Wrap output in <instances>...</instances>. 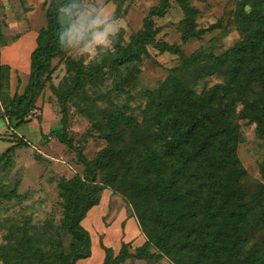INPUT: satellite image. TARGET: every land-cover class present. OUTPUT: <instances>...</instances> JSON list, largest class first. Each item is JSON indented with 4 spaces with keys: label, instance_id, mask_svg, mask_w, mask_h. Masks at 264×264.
<instances>
[{
    "label": "rangeland",
    "instance_id": "rangeland-1",
    "mask_svg": "<svg viewBox=\"0 0 264 264\" xmlns=\"http://www.w3.org/2000/svg\"><path fill=\"white\" fill-rule=\"evenodd\" d=\"M42 1L29 0L26 3L25 0H0V59L6 56L1 53L3 47L9 45L17 34L30 28L29 19L39 17L33 26L37 30L45 25L43 10L49 0ZM159 1H84L82 11L75 13L70 22L62 54L50 61L49 78H40L41 91L35 99L34 107L31 108L34 111L25 116L24 122L16 128H13L14 121L7 118L5 108L12 95L20 94L27 82L28 65L25 51L28 46L9 59L11 64L17 67L1 66L0 60V152L11 145L10 138L13 134L24 139L26 143L25 146L14 149L6 163L0 166V191L6 193L14 190L13 196L0 198V246L3 245L7 251H12L16 242L23 237L27 239L30 247L36 244L42 250L49 247L62 248L65 253L70 250L73 241L63 228V215L69 196L60 191V179L83 177V167L77 160L74 149L68 148L55 138H47L49 129L60 125L62 108L66 111L65 131L71 143L80 149L86 160H92L102 149L111 146L102 134L110 112L116 110L130 117L136 121L138 128L132 131L122 125L118 131L119 138L114 136L117 138L113 144L114 149L122 145L130 147L134 139L140 137L145 128V122L142 120L145 102L143 91L156 88L170 73L175 72L182 86L191 87L195 93L205 91L215 83L224 82L221 72L207 74L210 71L207 63L202 62L195 68H184L175 55L158 51L151 44L143 46L144 51L140 54L141 60L138 63H124L112 69L103 65L97 68V73L84 74V70L99 64L103 53L114 48L116 35H109L105 45L94 43L97 33L104 31L107 24H121V43L124 45L128 41V35L142 27L148 9L156 6ZM239 1L184 0L195 11L193 17L187 21L176 0H167L168 5L163 15L151 18L155 31L154 40L174 44L186 56L197 50L212 55L221 54L241 38L235 16ZM252 6L264 10V0H248L243 6V12L249 11ZM35 7H40V11H33ZM189 25L197 34L182 39V34ZM70 34L75 38L70 40ZM92 52L95 53L94 56H90ZM131 67H135L137 71L131 76H126ZM173 69L175 71H172ZM252 89L257 91L255 85H252ZM241 106L238 102L235 104L236 113L240 111ZM235 123L239 142L234 154L240 175L230 181L229 188L237 190L251 207L249 214L252 217L249 228L245 231V238L248 240L245 252H248L264 244V214L261 217L255 215L260 211L264 213V131L257 135L256 123L245 118H236ZM144 143L141 135L138 144L144 146ZM122 166L117 162L116 176L110 185L102 174H96L94 182L87 183H98L101 188L94 193L97 203L91 206L84 216L96 206L101 213L102 227L107 231L115 221L119 234L122 235L121 238L119 235L116 238L111 232L104 237L100 234L102 228L96 229L95 233L91 231L90 234L89 230H86L89 238V256L86 257L88 262L94 264L98 259L97 253L90 251L92 235V238L96 237V247L100 250L102 244L109 247L112 257L116 255L121 244L126 243L129 255L117 264H174L166 257H140L135 251L140 245L136 246L132 241L125 242L122 219L125 216L135 218L130 203V200L134 199L131 184L140 180L134 179L135 177ZM140 174L149 176L146 169H142ZM185 181L177 184L173 192L177 195L184 192L187 194L186 197L192 201V213L189 216L196 217L201 203L200 195L190 182ZM186 189L189 190L185 191ZM148 208V204L139 206L138 214L147 215ZM81 220L79 225L85 229ZM135 221L145 240L144 233L137 220ZM151 227L154 228V223L148 220L145 228L149 230ZM105 239L109 241L106 242ZM146 249L152 254L157 253L153 246H147ZM27 259L33 262L32 256H27ZM179 260L181 264H191L190 259L184 255H181Z\"/></svg>",
    "mask_w": 264,
    "mask_h": 264
},
{
    "label": "trees",
    "instance_id": "trees-1",
    "mask_svg": "<svg viewBox=\"0 0 264 264\" xmlns=\"http://www.w3.org/2000/svg\"><path fill=\"white\" fill-rule=\"evenodd\" d=\"M84 1L49 0L47 3L45 25L37 31L35 47L29 53L27 82L20 94L12 95L5 108L7 118L14 121L13 128L23 123L29 110L34 107L41 91L40 78H49L50 61L62 54L70 22L75 13L82 11ZM247 1L238 2L235 15L241 38L218 55L197 50L186 56L176 45L154 40L151 18L163 15L167 0H160L156 6L148 9L142 27L131 32L124 45L121 43L120 29L119 35L114 38V51L103 53L99 64L84 70V74L97 73V68L103 65L112 69L124 63H138L143 46L151 44L158 51L175 55L184 68L207 63L210 69L207 74L221 72L224 82L195 93L191 87L182 86L175 72L170 73L156 88L143 91L142 120L145 128L140 137L135 138L130 147L122 145L114 149L113 144L119 138L118 131L122 125L132 131L138 128L136 121L130 117L116 110L110 112L102 134L111 146L102 149L92 160H86L80 149L71 143L65 131L66 111L62 108L61 123L49 129L47 138H55L74 149L83 167V177L60 179V191L69 196L63 215V228L73 241L70 250L67 253L56 247L42 250L36 244L30 247L23 237L16 242L12 251L0 246L2 264H74L88 257V233L79 225V221L97 203L94 193L101 185L87 183L94 182L96 174H102L110 185L120 166L117 167V162L134 179L140 180L131 184L134 199L130 200L135 220L145 235L144 242L135 248L138 256L166 257L174 264H181V255L189 258L191 264H263L264 244L245 252L248 244L245 231L252 217L249 214L251 207L237 190L229 188L230 181L240 175L234 154L239 142L235 119L245 118L255 122L257 135L264 131V10L252 6L249 11L243 12ZM176 2L185 20H190L194 9L184 0ZM191 25L182 34V39L197 34L196 30L190 28ZM135 71L137 69L131 67L126 76H131ZM252 85L257 87L256 92ZM237 102L242 106L236 113ZM141 135L144 146L138 144ZM10 139L11 145L0 152V166L6 163L14 149L26 145L15 134ZM142 169L148 170V177L140 174ZM185 180L200 195L201 203L196 217L189 216L192 201L186 197L187 194L177 195L173 192L174 187ZM13 195L14 190L6 193L0 191L2 199ZM144 204L149 205L145 216L138 214L139 206ZM263 214L262 211L255 213L259 217ZM148 220L154 223V228L149 230L145 228ZM147 246H153L157 253L147 251ZM101 249L103 258L100 264H117L129 255L126 243L121 244L113 257L109 247L101 245ZM27 256H32L33 262Z\"/></svg>",
    "mask_w": 264,
    "mask_h": 264
},
{
    "label": "crops",
    "instance_id": "crops-1",
    "mask_svg": "<svg viewBox=\"0 0 264 264\" xmlns=\"http://www.w3.org/2000/svg\"><path fill=\"white\" fill-rule=\"evenodd\" d=\"M30 1L38 2L39 0H30ZM25 2L27 3V2H29V0H25ZM42 2H41L40 7L42 6ZM40 7H35V9L33 11H35L36 9L39 10ZM26 16L29 19V14H27ZM43 16H44V10H43ZM36 19L39 20V17L29 19L30 28L25 29L22 32H20L19 34H17L15 36V38H13L11 40V43L9 45H6L3 47V49L1 50V53L5 54L6 56L4 58L1 57V59H0L1 60V66L11 65L13 67H17L14 64H11L9 59L11 57L15 56L18 52H20L21 49H23L26 46H28V49L25 51L26 52L25 60L27 62V65L29 64V58H28L29 53L35 47V37H36L37 31H38L36 28L33 27L37 23ZM99 212H100V210L97 209L95 206L93 209H91L89 211V213H87L82 218L81 224H82V226H84L85 230H87V231L89 230V234H90L91 231L93 233H95L94 231L96 229L102 228L100 231L101 236L105 237L107 234L110 235L111 232H113V234L116 236V238L118 235L121 238L122 235L119 234V230L117 228V223L115 221L111 224V227H109L107 229V231L102 227L101 213H99ZM122 220L124 222V231H125V235H124L125 239L124 240H125V242L132 241V242H135L136 246L141 245L144 242V239H143V236L141 235L139 229L137 228L135 218L125 216V217H123ZM120 238H118V239H120ZM90 241H91L90 251L96 252L98 255V259H96L97 262L94 264H99L101 259L103 258V251L96 247V245H97L96 237L92 238V235H91ZM104 241L107 242L109 240L105 239ZM88 260H89L88 258L79 259V260L75 261L74 264H93L91 262H88Z\"/></svg>",
    "mask_w": 264,
    "mask_h": 264
},
{
    "label": "clouds",
    "instance_id": "clouds-1",
    "mask_svg": "<svg viewBox=\"0 0 264 264\" xmlns=\"http://www.w3.org/2000/svg\"><path fill=\"white\" fill-rule=\"evenodd\" d=\"M120 29H121V24H116V23L107 24L104 28V31L96 34L94 43L106 45L108 43V36L109 35H114V36L119 35ZM73 38H75L74 35L70 34L69 39L71 40ZM112 51H114V48L112 49ZM94 55H95L94 52L90 53V56H94Z\"/></svg>",
    "mask_w": 264,
    "mask_h": 264
},
{
    "label": "built area",
    "instance_id": "built-area-1",
    "mask_svg": "<svg viewBox=\"0 0 264 264\" xmlns=\"http://www.w3.org/2000/svg\"><path fill=\"white\" fill-rule=\"evenodd\" d=\"M34 110L30 109L26 116H29Z\"/></svg>",
    "mask_w": 264,
    "mask_h": 264
}]
</instances>
